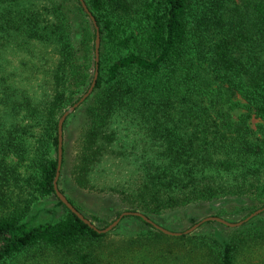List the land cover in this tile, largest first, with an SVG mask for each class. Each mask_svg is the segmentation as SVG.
<instances>
[{
    "label": "trees",
    "instance_id": "16d2710c",
    "mask_svg": "<svg viewBox=\"0 0 264 264\" xmlns=\"http://www.w3.org/2000/svg\"><path fill=\"white\" fill-rule=\"evenodd\" d=\"M76 2L85 19L78 42L63 0H0V264L32 250L57 264H111L106 253L139 249L154 250L161 264H236L243 248L264 246V212L224 239L169 236L136 216L120 221L138 222L135 232L99 233L54 188L59 119L97 70L81 104L87 120L72 171L79 186L96 190V169L107 161L124 171L111 186L124 211L153 222L219 200L216 216L244 220L263 208L264 0H84L95 25ZM236 106L245 111L234 118ZM30 138L36 160L26 183L33 200L56 195L65 207L55 222L26 221L29 204L13 198L23 188L8 158L23 159Z\"/></svg>",
    "mask_w": 264,
    "mask_h": 264
},
{
    "label": "rangeland",
    "instance_id": "374dc122",
    "mask_svg": "<svg viewBox=\"0 0 264 264\" xmlns=\"http://www.w3.org/2000/svg\"><path fill=\"white\" fill-rule=\"evenodd\" d=\"M63 1L69 6V16L73 22L74 36L78 42L81 33L80 31H82L83 25H85V19L82 13L78 10L76 0ZM10 60L11 63L14 64V60L11 58ZM12 68L13 66H11L9 70ZM38 78L39 80L37 81H40L39 74ZM237 100L243 102L240 96L237 97ZM242 111L244 112L245 109L241 106H236L233 111V117L237 118ZM86 120L87 114L85 108L83 109L81 105L76 108V110L65 120L63 128V146L66 148V155L64 160L65 163L62 164L60 170L58 189L64 196H66V198L71 199L79 211L97 228L104 229L117 218L116 215L118 212L121 213L125 210V206L111 193V186L115 184L117 175L118 177H124L125 174L122 168L116 167V164L104 161L96 169V175L93 181L97 186L96 190L90 191L89 189L81 187L77 184L72 171L74 166L73 164L79 151L80 137L83 132V128L86 125ZM258 123L259 120L257 118L251 119V127L253 130L256 131V125ZM32 143L33 139L30 138L27 141V144H29L28 151L25 152L23 159H19L17 156H10V158H8L12 167L11 169L17 174L18 186L23 188L22 191L18 193V188L16 186L13 198L16 202H21L23 206L25 203L29 204V211L25 219L26 221H31L33 224L55 222L65 215V207L58 203L56 195H51L47 198L38 197L33 200L30 195L31 189L26 183L27 178H29L33 171V162L36 160V149H33ZM122 171L123 173H121ZM235 202L236 199H229L228 201L230 205ZM223 204L224 200H219L215 203L193 205L180 209L176 212H169L162 216H154L153 220L157 223V225H160L165 229L174 232H183L205 217L216 216L215 214ZM93 216H98L100 219L94 220ZM243 216L244 214L236 215L224 213L222 216L218 217H221L229 222L236 223L240 222ZM261 218L264 219V216ZM194 221L196 222L193 223ZM118 226V228L115 227L112 231L135 232L141 227L138 222L132 220H125ZM228 228V226L222 224L220 225L218 223H204L190 234H214L224 239L232 232ZM56 259V257H52L49 254H44L38 250H32L21 253L13 258H9L3 264H57ZM108 259L111 261V264H161L156 257L155 251L147 249L123 251L116 257L115 255L112 256L106 253L104 261H107ZM184 264H203V261L200 257H198V261L196 260L191 262L186 260ZM236 264H264V246L250 244L249 246L243 248L237 255Z\"/></svg>",
    "mask_w": 264,
    "mask_h": 264
},
{
    "label": "water",
    "instance_id": "95a60500",
    "mask_svg": "<svg viewBox=\"0 0 264 264\" xmlns=\"http://www.w3.org/2000/svg\"><path fill=\"white\" fill-rule=\"evenodd\" d=\"M80 2H81L82 6L84 8L85 13L88 14V16L92 20L93 24L95 25L96 24L95 23V19H94L93 15L91 14V12L89 11V8L85 4L84 0H80ZM96 30H97V35H96V41H95V61L97 63L98 60H99L100 35H99L98 28ZM97 76H98V71L96 70L95 76H94V80H93V82H92L89 90L79 99L78 102H76L74 105H72L71 107H69L68 110H66L63 113V115L61 116V118L59 119V122H58V141H59L58 142V166H57V172H56V176H55V180H54V188H55V192H56L57 197L61 200V202L68 209H70L74 214H76L87 225H89L91 228H93L94 230H96L99 233H108V232L112 231L115 227L118 226V224L120 223V221L122 220L123 217H126V216H136V217H141L143 220H145L146 222L152 224L157 230L163 232L166 235H169V236H181L183 234H190V233L194 232L200 225H202V224H204L206 222H210V221H212V222H218V223L224 224V225H226L228 227H238V226H241L242 224H244V222H247L251 218H253V217L257 216V215H260V214H262L264 212V207H263L261 209L256 210L252 214H250V216H248L244 220H241L240 222H236V223L229 222V221H227V220H225V219H223L221 217H218V216H208V217L203 218L201 221H199L198 223L194 224L191 228H189V229H187V230H185L183 232H174V231L165 229V228L157 225L150 218H148L147 216H145L141 212H138V211H124L108 227H106L104 229L97 228L89 219H87L81 212H79L69 202V200L66 198V196H64L63 193H61L60 190L58 189V179H59L60 170H61V166H62V159H63V128H64L65 120L93 92V89L95 87V83H96V80H97Z\"/></svg>",
    "mask_w": 264,
    "mask_h": 264
}]
</instances>
